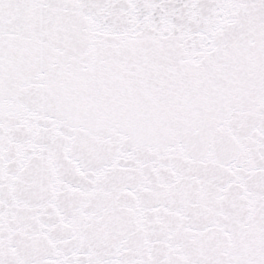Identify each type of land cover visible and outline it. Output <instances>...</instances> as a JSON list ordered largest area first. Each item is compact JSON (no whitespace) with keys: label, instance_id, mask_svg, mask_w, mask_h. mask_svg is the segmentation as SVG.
Returning a JSON list of instances; mask_svg holds the SVG:
<instances>
[{"label":"snow or ice","instance_id":"obj_1","mask_svg":"<svg viewBox=\"0 0 264 264\" xmlns=\"http://www.w3.org/2000/svg\"><path fill=\"white\" fill-rule=\"evenodd\" d=\"M0 264H264V0H0Z\"/></svg>","mask_w":264,"mask_h":264}]
</instances>
